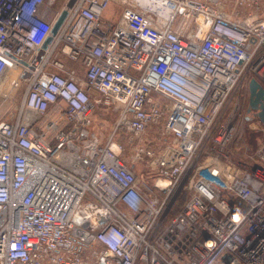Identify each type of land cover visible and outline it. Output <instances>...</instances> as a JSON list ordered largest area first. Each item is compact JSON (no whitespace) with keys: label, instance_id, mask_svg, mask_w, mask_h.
<instances>
[{"label":"built area","instance_id":"1","mask_svg":"<svg viewBox=\"0 0 264 264\" xmlns=\"http://www.w3.org/2000/svg\"><path fill=\"white\" fill-rule=\"evenodd\" d=\"M54 1L0 0V80L27 82L0 119V264H264V142L228 161L225 117L246 75L264 85V17L160 0L168 11L133 3L113 23L111 0L52 15ZM96 104L120 107L106 140L89 129ZM152 126L164 138L138 147L143 184L113 136Z\"/></svg>","mask_w":264,"mask_h":264},{"label":"rangeland","instance_id":"2","mask_svg":"<svg viewBox=\"0 0 264 264\" xmlns=\"http://www.w3.org/2000/svg\"><path fill=\"white\" fill-rule=\"evenodd\" d=\"M66 0H55L51 9H48L49 14L56 12L65 4ZM221 9L231 15H247L264 17V0H217ZM141 4L138 0H111L103 12V18L110 22H116L120 16V12L126 5ZM152 9V8H150ZM153 10V9H152ZM154 11V10H153ZM64 58V59H63ZM62 59L66 65L83 72V67L77 61ZM4 79L0 82V119L12 120L16 115L18 108L23 99L27 82L23 79H17L19 69L10 68L7 71ZM3 76V77H4ZM17 79L18 84L15 85L13 80ZM251 77L246 75L236 87L233 96H231L225 117L230 112L231 122L235 126L233 130V138L226 150H228V161L236 162L240 159H247L254 154L261 142H264V125L260 123L252 112H247L249 100L248 84ZM162 104H168V99L160 94H155ZM238 98V104L235 106V98ZM235 106V107H234ZM120 107L112 105L96 104L93 110L89 113L90 131L94 132L100 140L106 138L113 132L115 120L118 116ZM51 111L45 113L46 118L52 115ZM249 113V114H247ZM29 118H35L36 115L27 113ZM248 115V118L245 116ZM163 127L152 126L145 130L140 136L136 137L126 131L113 136L114 141H119L124 145V150L121 157L126 161L127 166L135 163V171L139 182L148 183L146 172L150 168V162L145 156L139 153L140 145H148L158 151L163 143Z\"/></svg>","mask_w":264,"mask_h":264},{"label":"water","instance_id":"3","mask_svg":"<svg viewBox=\"0 0 264 264\" xmlns=\"http://www.w3.org/2000/svg\"><path fill=\"white\" fill-rule=\"evenodd\" d=\"M74 0H69L68 6L73 3ZM66 10H62L52 27V34H55L60 27L63 19L66 16ZM51 40L49 36L43 47H46L47 43ZM249 88V100L247 111L255 110L259 121L264 124V85H262L257 79L251 78L248 84Z\"/></svg>","mask_w":264,"mask_h":264},{"label":"bare ground","instance_id":"4","mask_svg":"<svg viewBox=\"0 0 264 264\" xmlns=\"http://www.w3.org/2000/svg\"><path fill=\"white\" fill-rule=\"evenodd\" d=\"M138 1H140L141 4H142L143 6L148 7V8L151 7V8L154 9L155 11H159V10H161V11H163V12H166V10L168 11V9L165 8L164 5H160V4H159V1H160V0H138ZM160 6H162V8H161ZM7 69H8V68H7ZM6 71H7V70H6ZM5 73L7 74V72H5ZM6 74H5V76H6ZM5 76L2 77L1 80L4 79ZM1 80H0V82H1Z\"/></svg>","mask_w":264,"mask_h":264},{"label":"crops","instance_id":"5","mask_svg":"<svg viewBox=\"0 0 264 264\" xmlns=\"http://www.w3.org/2000/svg\"><path fill=\"white\" fill-rule=\"evenodd\" d=\"M120 13H121V12H120ZM45 16H46V17H49V18L51 17V16H50L49 14H47V13L45 14ZM119 17H120V16H119ZM118 19H119V18H118ZM105 21H109V20L105 19ZM79 73H80L81 75L83 74V72H79ZM50 113H51V112H50ZM26 116H28V114H27ZM28 118H29V117H28Z\"/></svg>","mask_w":264,"mask_h":264}]
</instances>
